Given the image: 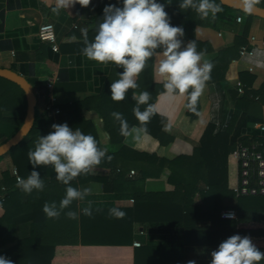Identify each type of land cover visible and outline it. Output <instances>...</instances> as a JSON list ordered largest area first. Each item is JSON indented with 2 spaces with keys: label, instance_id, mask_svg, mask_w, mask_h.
<instances>
[{
  "label": "crops",
  "instance_id": "0c3cea01",
  "mask_svg": "<svg viewBox=\"0 0 264 264\" xmlns=\"http://www.w3.org/2000/svg\"><path fill=\"white\" fill-rule=\"evenodd\" d=\"M0 4L4 6H0V25L4 26L1 41L13 45L0 51V68L12 69L31 82L41 117H52L55 123L67 122L72 127L69 120L76 105L79 119L74 129L92 125L94 128L85 134H91L99 147L107 149L106 156H114L111 161L102 160L92 173L82 175L84 181L79 182V176L75 179L78 188L90 187L92 194L84 201H75L74 210L88 207L91 201L93 215L80 213L75 228L78 244L58 246L59 264H210L212 250L234 234L249 236L264 252V211H242L247 203L236 196L239 169L235 148L229 154L221 151L220 171L214 175L200 166L197 156L213 117L212 95L219 89L224 90V125L231 147L245 139L250 128L264 124V104L254 94L264 90V67L257 64L264 59L258 55L264 53V18L238 11L231 21L220 19L213 26H196L193 41L181 38L185 44L196 45L203 54L201 63L212 65L200 96L199 116L192 120L188 115L187 94L169 96L164 91L154 102L157 114L152 117L158 122L162 119V133L157 137L145 130L139 140L118 134L113 142L104 118L96 110L99 101L93 89L100 88L110 63H97L81 53L85 31L89 41L96 35L95 18L101 0H92L87 7L76 4L59 13L53 11L56 0H2ZM258 6L264 8V0ZM65 16L74 20L72 25L64 22ZM45 22L58 25V50L37 35ZM14 30L22 34L8 40L6 32ZM244 45L255 54L242 57L239 50ZM157 64L154 57L153 82ZM239 83L244 93L239 91ZM51 103L61 112L49 113L46 108ZM27 106L3 113L0 146L23 126ZM168 125L170 130L165 131ZM14 169L10 155L0 157V179L5 172L13 175ZM115 178H119L117 183ZM112 207L123 210L125 217H110L108 210ZM227 209L237 210V218H222L221 213ZM43 236L42 226L33 225L31 214L23 213L0 252L27 238L40 243ZM16 254H22V249Z\"/></svg>",
  "mask_w": 264,
  "mask_h": 264
},
{
  "label": "clouds",
  "instance_id": "9594fccd",
  "mask_svg": "<svg viewBox=\"0 0 264 264\" xmlns=\"http://www.w3.org/2000/svg\"><path fill=\"white\" fill-rule=\"evenodd\" d=\"M92 0H56L53 11L70 10L76 4L83 7L90 5ZM172 0H167L170 4ZM244 11L251 13L261 0H242ZM122 5V6H118ZM182 11L193 10L201 19L215 18L222 11L216 0H179ZM166 4L160 0H117L116 4H107L103 9V17L98 24L94 39L89 41L84 33L85 46L81 53L89 60L107 65L112 63L122 68L119 78L110 84L111 97L114 101H122L132 91L131 99L136 102L133 113L140 126H129L122 113L113 112L112 116L120 123V135L139 140L146 130L147 123L157 114L154 104L149 103V91L136 93L139 87L137 77L145 69L147 62L156 57L154 83L163 84L165 94L169 96L187 94V107L195 110L198 98L203 94L206 82L210 79L212 65L201 63L203 54L197 51L194 43L185 42L184 29L171 23V17L165 10ZM264 56V53H258ZM264 67V59L257 61ZM141 105H146L141 111ZM170 130V125L165 126ZM107 149L98 146L97 140L91 134L83 133L79 128H73L65 123H54L47 135H40L35 141L34 149L28 151V160L32 165L30 175L22 178L17 175L16 187L25 194L34 191L42 192L45 181L38 169L51 166L55 179L65 185V195L59 202L43 205L45 215L59 218L63 213L67 218L76 220L80 213L91 217L93 208L91 201L88 207L79 211L70 206L74 201H84L92 194L90 187H73L71 182L80 175L92 173L106 156ZM13 175L16 171L13 170ZM108 215L115 219H123L126 213L119 207H112ZM226 218L233 219L234 213H226ZM264 260L262 252L249 236L234 234L219 243L211 252L210 264H259ZM0 264H13L10 259L0 255ZM195 264V261H189Z\"/></svg>",
  "mask_w": 264,
  "mask_h": 264
},
{
  "label": "trees",
  "instance_id": "16d2710c",
  "mask_svg": "<svg viewBox=\"0 0 264 264\" xmlns=\"http://www.w3.org/2000/svg\"><path fill=\"white\" fill-rule=\"evenodd\" d=\"M160 2L166 4L165 10L171 17V23L184 29V36L181 38L185 39L187 37L191 41L195 39L196 26H213L214 23L220 19L231 21L239 11L229 6L223 5L220 0H216V3L220 5L222 11L218 12L215 18L209 17L207 19H201L200 16L193 10L182 11L179 7V0H172L170 4L167 3V0H160ZM116 3L117 0H101V6L98 10V15L95 18L97 25L96 31L98 24L101 22V18L103 17V9L105 5ZM0 6L1 8L4 7L1 4ZM44 11H46V9H44ZM61 11L62 10L59 12ZM1 15L4 16V12L1 11ZM63 20L69 25H72L74 21L68 16H65ZM54 25L56 30H58V25L56 23ZM3 31L4 26L1 24L0 32ZM21 32V30L6 32L7 39L9 40L16 38L22 34ZM1 39L2 37H0V51L9 50L13 47L11 44L6 45V42H2ZM153 65L154 57L147 62L145 69L137 77V83L139 87L135 90L139 93L142 91H149L151 95L149 103L151 104H154L158 94L164 92L163 84H155L153 82ZM120 71H123V69L118 68L116 65L110 63V66L105 69V72L108 74H106L105 78L103 79L100 88H93L97 93L95 94L97 95L95 99L97 98L99 101L96 110L100 113L101 117L104 118L106 127L111 133L113 142L116 141L118 134H120V123L112 116L113 112L122 113L123 117L128 121L130 127L135 125L140 126L139 121L136 119L133 113V108L136 104V102L131 99L133 90L130 89L126 98L119 102L114 101L111 97L110 84L112 81H115L119 78ZM220 85L223 86L224 84H221L220 82ZM254 94L256 96L258 95L259 99L261 100L260 102L264 104V90L255 92ZM212 103V121L208 125L202 137L201 147L199 148L197 156L199 157L200 166L204 167L206 171L214 175L215 172L220 171L221 151L226 150V154H229L231 149L235 148V145L232 144L233 146H230L231 144L229 143L228 129L224 125L226 123L224 117L227 111L225 110L224 105L223 89H219L217 94L212 95ZM26 105L27 98L22 88L18 84L0 77V119L3 118V113L5 111H14L21 108H26ZM140 107L141 111H143L146 105H141ZM200 108L201 104L199 97L195 106V110L193 111L188 108L187 111L192 120L199 116ZM217 110H219V113H216ZM71 115H73V117L71 120H69V124H71V126L74 128L77 120L79 119L78 113H76V105L72 106ZM67 118L68 117H66L65 120ZM160 120L161 123L156 120L154 121L151 118V120L146 125V131L158 137L160 133H162L161 127L163 121L162 119ZM54 123L55 121L52 119V117H41L37 113L34 127L29 135L7 153L12 159L18 176L26 178L28 175H30L32 165L28 160V151L30 149H34L35 141L40 135H47L49 131H51V125ZM81 127V131L83 133L89 130L90 127L94 128L90 124H88V126L86 125V127ZM249 133L254 137H260L264 139V132L257 128H250ZM119 140H122V138H119ZM121 154L124 155V153ZM113 158L114 156L112 159ZM38 170L41 173V177L45 181V189L42 192L34 191L32 194L23 193L18 187H16L17 176L12 175L11 172H5L3 174V178L0 179V204L2 205V211L0 212V246L3 244V241L10 236L11 230L17 223L19 215L23 213H30L33 225H41L44 232L43 240L40 243H35L32 239L27 238L25 240H21L17 246L0 252V255L10 259L13 264H59V258L57 257L58 246H70L71 244H78L76 237L77 233H75L77 219H69L63 213L59 218L50 219L43 212V205L46 202L51 203L55 201L57 205H59L60 200L65 195V185L61 184L55 179L56 174L51 166H42ZM119 178H115L113 181L117 183ZM142 178L145 179L146 176L143 175ZM84 180L85 177L80 175L79 182ZM79 182L73 180L71 184L73 187L78 188ZM166 195H168V193ZM241 199L242 203H247L241 208L242 211H264V196L242 197ZM75 205L76 202L74 201L70 208L74 210ZM19 249H22V254L17 255L16 252ZM63 264L65 263L63 262ZM259 264H264V262H259Z\"/></svg>",
  "mask_w": 264,
  "mask_h": 264
},
{
  "label": "built area",
  "instance_id": "2783aa9c",
  "mask_svg": "<svg viewBox=\"0 0 264 264\" xmlns=\"http://www.w3.org/2000/svg\"><path fill=\"white\" fill-rule=\"evenodd\" d=\"M239 22L243 21V18L239 16ZM39 39L43 42L52 44L55 50H58L57 34L53 23L45 22L40 25L37 32ZM239 53L242 57L253 56L255 54L253 49H250L248 45H244L240 48ZM239 91L244 93V88L239 83ZM47 111L49 113H60L61 109L55 108L53 103L47 105ZM264 132V124L259 125L257 128ZM249 140V141H246ZM234 156L238 163L239 180L238 186L235 189L237 197H250V196H264V139L260 137H254L252 134H248L243 140H238L234 150ZM16 175H18L17 170ZM131 174H135L132 170ZM234 213V218H237V210L227 209L221 213L222 218H226V213ZM136 246H140L139 242L135 243Z\"/></svg>",
  "mask_w": 264,
  "mask_h": 264
},
{
  "label": "water",
  "instance_id": "95a60500",
  "mask_svg": "<svg viewBox=\"0 0 264 264\" xmlns=\"http://www.w3.org/2000/svg\"><path fill=\"white\" fill-rule=\"evenodd\" d=\"M220 1L223 5L245 12L242 0H220ZM250 14L264 18V8L256 5L254 10ZM0 77L18 84L25 92L28 103L27 116L23 126L10 140H8L7 142H5L0 146V156H4L14 146L18 145L21 141H23L25 137L28 136L31 130L33 129L38 113L39 103H38V96L33 85L23 75L9 68H0Z\"/></svg>",
  "mask_w": 264,
  "mask_h": 264
},
{
  "label": "rangeland",
  "instance_id": "374dc122",
  "mask_svg": "<svg viewBox=\"0 0 264 264\" xmlns=\"http://www.w3.org/2000/svg\"><path fill=\"white\" fill-rule=\"evenodd\" d=\"M1 157V156H0Z\"/></svg>",
  "mask_w": 264,
  "mask_h": 264
}]
</instances>
